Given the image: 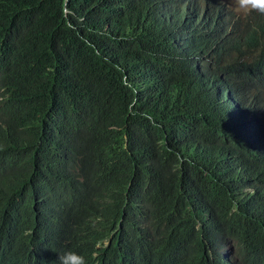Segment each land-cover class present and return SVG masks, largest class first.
<instances>
[{
  "label": "trees",
  "instance_id": "obj_1",
  "mask_svg": "<svg viewBox=\"0 0 264 264\" xmlns=\"http://www.w3.org/2000/svg\"><path fill=\"white\" fill-rule=\"evenodd\" d=\"M264 264V15L223 0H0V264Z\"/></svg>",
  "mask_w": 264,
  "mask_h": 264
},
{
  "label": "clouds",
  "instance_id": "obj_2",
  "mask_svg": "<svg viewBox=\"0 0 264 264\" xmlns=\"http://www.w3.org/2000/svg\"><path fill=\"white\" fill-rule=\"evenodd\" d=\"M233 3L234 12L241 17L264 15V0H233ZM57 259L59 264H88L83 255L71 250L64 251Z\"/></svg>",
  "mask_w": 264,
  "mask_h": 264
},
{
  "label": "rangeland",
  "instance_id": "obj_3",
  "mask_svg": "<svg viewBox=\"0 0 264 264\" xmlns=\"http://www.w3.org/2000/svg\"><path fill=\"white\" fill-rule=\"evenodd\" d=\"M226 2V4L233 10L234 9V3L233 0H223ZM234 11V10H233Z\"/></svg>",
  "mask_w": 264,
  "mask_h": 264
}]
</instances>
